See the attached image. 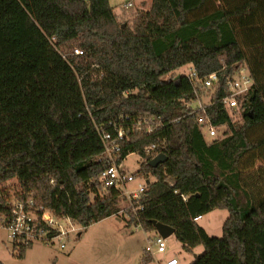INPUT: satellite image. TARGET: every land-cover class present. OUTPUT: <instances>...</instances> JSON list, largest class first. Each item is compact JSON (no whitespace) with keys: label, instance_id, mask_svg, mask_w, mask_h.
Returning a JSON list of instances; mask_svg holds the SVG:
<instances>
[{"label":"trees","instance_id":"1","mask_svg":"<svg viewBox=\"0 0 264 264\" xmlns=\"http://www.w3.org/2000/svg\"><path fill=\"white\" fill-rule=\"evenodd\" d=\"M123 25L109 0H0V202L33 199L84 229L120 217L124 198L100 182L98 128H123L119 163L138 154L135 175L148 180L128 225L154 234L156 221L184 251L203 246L192 264H264V0H152ZM189 67L220 76L201 111L179 73ZM241 68L253 86L230 110L222 100ZM207 125L221 137L208 142ZM215 210L229 212L220 238L195 221ZM32 246L12 252L23 260Z\"/></svg>","mask_w":264,"mask_h":264},{"label":"built area","instance_id":"2","mask_svg":"<svg viewBox=\"0 0 264 264\" xmlns=\"http://www.w3.org/2000/svg\"><path fill=\"white\" fill-rule=\"evenodd\" d=\"M131 7H133L132 3L124 5L126 9ZM76 53L82 54L78 50H76ZM184 75L197 95L196 102L190 105L192 110L201 111L211 106L213 104V95L221 88L219 74L213 73L208 77L201 78L193 67H189ZM252 86L253 80L250 74L245 68H241L235 76L228 80V93L222 100L224 106L230 110H239V97L246 95ZM204 98H207L208 102L203 105ZM148 131L151 133L152 129ZM205 131L209 139H215L219 135V129L212 125L205 126ZM98 133L104 145V159L108 164L100 176V182L106 190L115 189L121 193L125 206L120 214L129 218H137L139 212L144 209L141 201L147 192L148 180L143 176H136L135 173L127 172L123 168V163H119L123 144L129 140L130 133L123 128H116V133H110L98 128ZM156 149L157 146L152 145L146 151L151 153ZM201 218L198 217L195 221H199ZM61 220L73 225L68 219ZM59 221L60 219H56L49 211L36 206L33 199L8 201L4 205L0 202V230L6 231L12 242L17 244L34 245L35 243H42L51 246L54 242H58L60 248L64 250L67 246V236L72 232H77V229L73 226L70 229H65ZM136 226L143 230L140 225ZM147 244L145 252L153 258L166 253L168 250L167 239L157 232L149 234ZM166 264H179V260L171 258Z\"/></svg>","mask_w":264,"mask_h":264},{"label":"rangeland","instance_id":"3","mask_svg":"<svg viewBox=\"0 0 264 264\" xmlns=\"http://www.w3.org/2000/svg\"><path fill=\"white\" fill-rule=\"evenodd\" d=\"M109 3L114 8L120 23L131 28L138 14L151 8L152 0H109ZM129 3H132L133 7L124 8V5ZM187 71L188 68H184L179 73L184 75ZM207 100L204 98L203 105L208 102ZM236 115L235 121L241 125L243 117L240 112ZM204 133L206 134V131ZM221 135L222 132L219 131V137ZM207 141L210 142V139ZM141 162V157L134 153L126 158L123 168L134 174L139 170ZM15 184V181H11L6 187L14 188ZM14 191L13 189L12 192ZM228 217L227 210H215L203 216L198 224L209 236L220 238ZM130 219L121 214L120 218L111 217L86 229L60 220L59 223L65 229H70L72 226L77 229V232L67 236L66 248L62 250L58 242H54L51 246L35 243L23 260L14 256L12 240L6 231L0 230V261L4 264H143L149 234L135 224L128 225ZM167 245V252L157 255L148 264H160L158 262L166 264L171 258L178 259L179 264H192L197 256L205 252L203 246L195 248L193 252L184 251L175 235L167 238Z\"/></svg>","mask_w":264,"mask_h":264},{"label":"water","instance_id":"4","mask_svg":"<svg viewBox=\"0 0 264 264\" xmlns=\"http://www.w3.org/2000/svg\"><path fill=\"white\" fill-rule=\"evenodd\" d=\"M125 27L126 26L123 25V28ZM166 161H167V157L163 154H160L156 156L149 164L152 168H157L158 166L164 164ZM153 225L156 229V232L165 239L175 235V230L171 227L157 223L156 221H153Z\"/></svg>","mask_w":264,"mask_h":264},{"label":"crops","instance_id":"5","mask_svg":"<svg viewBox=\"0 0 264 264\" xmlns=\"http://www.w3.org/2000/svg\"><path fill=\"white\" fill-rule=\"evenodd\" d=\"M120 215H121V214H120ZM116 217H118V216H116ZM119 218H120V217H119ZM200 220H201V219H200ZM200 220H199V221H200ZM158 263H160V264H161V262H158Z\"/></svg>","mask_w":264,"mask_h":264}]
</instances>
